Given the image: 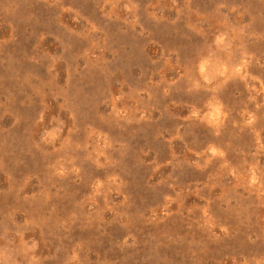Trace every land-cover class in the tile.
<instances>
[{
  "label": "rangeland",
  "instance_id": "1",
  "mask_svg": "<svg viewBox=\"0 0 264 264\" xmlns=\"http://www.w3.org/2000/svg\"><path fill=\"white\" fill-rule=\"evenodd\" d=\"M0 264H264V0H0Z\"/></svg>",
  "mask_w": 264,
  "mask_h": 264
}]
</instances>
